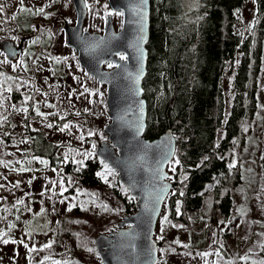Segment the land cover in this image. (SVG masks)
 <instances>
[{
  "label": "rangeland",
  "instance_id": "1",
  "mask_svg": "<svg viewBox=\"0 0 264 264\" xmlns=\"http://www.w3.org/2000/svg\"><path fill=\"white\" fill-rule=\"evenodd\" d=\"M0 1L10 20L25 11L36 17L35 38L25 43L16 62L0 64V231L7 233L5 238L17 241L7 245L0 243V264H55L57 261L60 264H91V261L101 264L95 257L89 237L98 233L95 239L99 234L107 235L116 230L109 232L125 217L120 202L106 197L97 188L73 185V182L63 186L55 171L41 164V158L30 149L31 142L25 128L44 131L50 142L61 146L58 156L83 161L85 151L95 153L102 141H108L103 134L110 123L106 88L84 74L76 54L66 44L62 26H73L76 19L71 0ZM252 3V0L245 2V24L252 22ZM87 4L83 31L102 34L106 17L112 12L107 0H87ZM196 6L195 0H183L187 12ZM40 8H43L42 13L38 11ZM111 16L114 30L120 31L122 16L115 13ZM20 34L12 26L0 42L10 40L17 45L22 38ZM39 37L43 40H37L35 44ZM44 38H51V51L42 48ZM34 53L35 61L31 60ZM259 84L260 112L264 108V55ZM223 90L227 116L231 101L226 80ZM13 94L19 99L15 101ZM32 106L35 117L24 111ZM37 110L44 115H38ZM48 124L52 127L49 128ZM65 125L68 127L64 128ZM5 126L13 129L11 145H5L1 139ZM249 127L252 131L245 135V149L233 150L241 161L242 171L241 184L231 193L233 210L230 220L225 222L219 218L218 229H212V225L204 226L211 220L208 199L192 216L194 229L171 233L167 231V223L163 222L166 213L162 211L154 235L155 242L161 236L168 240L164 251L159 253L161 264H261L264 261V115L260 123L255 120L248 124L244 133L249 132ZM110 181L108 179V185H111ZM63 189L67 190L62 192ZM65 192H68L66 196ZM21 200L23 204H18L17 201ZM70 204L76 206L68 211ZM9 225L15 227L9 228ZM102 227H107L105 233H102ZM62 233L63 237H60ZM20 240L28 248L19 243ZM47 244L51 247H45ZM32 247L37 251H30ZM43 248L47 250L41 253ZM205 252L209 255H202Z\"/></svg>",
  "mask_w": 264,
  "mask_h": 264
},
{
  "label": "trees",
  "instance_id": "2",
  "mask_svg": "<svg viewBox=\"0 0 264 264\" xmlns=\"http://www.w3.org/2000/svg\"><path fill=\"white\" fill-rule=\"evenodd\" d=\"M195 1L197 6L188 12L183 0H151L150 7L147 74L142 85L147 104L145 138L152 141L171 130L176 139V153L167 169L172 190L163 207L168 217L167 231L171 233L194 229L192 216L208 199L211 220L204 226L218 229L219 218L230 220L231 193L241 184L242 171L241 161L233 150L245 149V135L252 129L249 127L248 133L244 130L255 120L260 123L264 115V108L259 112L258 99L264 55V0H252L254 15L248 24L243 19L247 0ZM35 19L28 11L11 20L4 11L0 12V38L14 26L18 34L24 32L20 34L22 38L30 37V42L35 38ZM39 39L36 38L35 44L43 40ZM42 44L43 49L51 51V38H44ZM225 80L231 101L227 116ZM13 99L19 98L13 94ZM27 113L35 117L33 106ZM12 132V128L3 127L1 139L5 145L12 144ZM25 133L34 155L47 161L46 165L55 171L63 186L73 182L97 188L106 197L120 202L123 215L136 211V199H130L129 191L125 194L115 172L108 178L111 185L97 175L105 169L95 154L78 164L73 158L58 156L61 146L50 142L44 131L26 127ZM233 164L235 167H230ZM106 230L107 227H102L101 231ZM97 234L93 233L89 241L99 259L93 245ZM156 243L160 253L168 240L163 238ZM166 253L170 254L167 250ZM161 263L159 258L158 264Z\"/></svg>",
  "mask_w": 264,
  "mask_h": 264
},
{
  "label": "water",
  "instance_id": "3",
  "mask_svg": "<svg viewBox=\"0 0 264 264\" xmlns=\"http://www.w3.org/2000/svg\"><path fill=\"white\" fill-rule=\"evenodd\" d=\"M71 3L76 19L73 26H62L66 44L77 54L78 64L84 72L106 88L110 123L104 128L103 134L108 141L98 145L95 155L113 169L119 183L136 199V211L125 216L116 231L98 235L94 239V246L102 264H158V246L154 235L164 203L172 190L167 168L174 159L177 143L171 130L152 141L145 138L147 104L143 98L142 85L147 74L151 0H146L144 4V40L139 45L140 25L134 11L139 0H107L113 13L121 11L124 15L118 32L114 30L112 16L108 15L102 34L83 31L88 13L84 6L85 0H71ZM29 39L21 38L17 45L4 40L0 42V50L11 46L17 52V56L9 58L14 63ZM138 47L143 50L144 57L143 75L137 84L134 79L140 67ZM118 53L125 54L127 59H118ZM109 63L120 67L104 70V66ZM139 123H143V131L137 134ZM168 153L172 155L165 159ZM161 175L166 178L161 179ZM161 184L168 186V196L159 205L158 211L152 213L146 210L145 204L151 207V199Z\"/></svg>",
  "mask_w": 264,
  "mask_h": 264
},
{
  "label": "snow or ice",
  "instance_id": "4",
  "mask_svg": "<svg viewBox=\"0 0 264 264\" xmlns=\"http://www.w3.org/2000/svg\"><path fill=\"white\" fill-rule=\"evenodd\" d=\"M20 2L23 3V0H20ZM145 3H146V0H139L138 6L134 9V11L136 12V14L138 16V23L140 25V33H141V35H140V37L138 39V45L141 44L143 42V40H144V36H143V32H144V21L146 19V12L144 10V4ZM84 6L85 7H89V5L87 4V0H85V5ZM105 8H107V5H105ZM3 10H4L3 9V6H0V12H3ZM38 11L42 13L43 12V8H40ZM112 14H113L112 12H109L108 13V15H112ZM115 15L123 16L124 13L121 12V11H117V12H115ZM13 39H15V37H13ZM138 51L140 52V60H139L140 67H139V71L136 74L135 79H134V83H137V84H138V82L140 80V77L143 75V57H144L143 50L138 47ZM118 55H119V57H120L121 60H126L127 59V56L125 54H123V53H118ZM15 56H17V52L11 46H8L6 50H0V57H3V59L0 60V64H11V60L9 58L10 57H15ZM65 59H67V58H65ZM21 63H23V62L21 61ZM13 67H15V65H13ZM108 67L109 68H112V67H120V65H114L112 63H109L108 64ZM8 90L10 91L11 89H8ZM86 91H87V89H86ZM140 104H141V116H142L143 115V102L141 101ZM24 111H27V109H24ZM85 111H87V109H85ZM37 112H38V115H41V116L44 115L43 113H39L38 110H37ZM78 114L79 113H77V115ZM47 126L49 128H51L52 127V124H48ZM67 127H68L67 125L64 126V128H67ZM136 131H137V134H139L141 131H143V123H139L138 124ZM245 131H247V129H245ZM89 135H93V133L89 132ZM95 147H96V145L93 144L92 145V148L95 149ZM94 154H95L94 151H85L82 155L84 157H86V158H90ZM171 155H172V153L166 154L165 159H167ZM34 159H38V158H34ZM205 159H207V158L205 157ZM39 162L41 164H47V161L42 160V159L39 160ZM77 163L78 164H82L83 161H78ZM101 163L104 166L105 172L97 173V175L100 176L101 179H103L105 181V183H108V175H114V171L104 161H101ZM175 163L176 164H179V160H176ZM230 167H235V165L234 164L233 165H230ZM25 170L26 169H21V171H25ZM173 171H175L174 168H173ZM160 178L161 179H164L166 177H164L163 175H161ZM185 179H186V177H185ZM31 183H32V181L29 180V184H31ZM52 183L55 184L56 182L53 181ZM61 183H62V181H61ZM0 187H2V185H0ZM66 190L67 189H63L62 192L63 191H66ZM62 192H61V194H62ZM124 192H125V194H127L128 189H124ZM179 194L182 196L184 193L181 191ZM167 196H168V186L166 184H161L160 187L155 191V194L153 195V197L151 199V207L149 208L148 203L145 204L146 210H149L152 213H156L158 211V209H159V205L163 201L166 200ZM130 199H135V198L134 197H130ZM61 202H63V201H61ZM17 203L18 204H23V201L22 200L21 201H17ZM179 204H180V202L177 201V208H176L177 214H179V212H180ZM75 206L76 205H74V204H70L68 206V209L67 210L68 211H71L72 208L75 207ZM105 209L107 210V205H105ZM43 212H44V210L41 209V213H43ZM163 222H165V223L168 222V217L167 216H164L163 217ZM221 223H223V222H221ZM8 227L9 228H13V227H15V225H9ZM173 227H183V225H173ZM161 232H163V228H161ZM27 234L30 235V233H27ZM6 236H7V233L6 232L0 231V242H2L5 245H7L9 243H13V244L17 243V241H15V240H9V239L5 238ZM159 238L162 239L163 237L161 236ZM19 243L24 244V247L25 248H28V245L25 244L23 240H20ZM176 243H179V241H176ZM45 247H51V244H47V245H45ZM29 250L32 251V252L37 251V249L35 247H32ZM88 251H92V250L91 249H88ZM153 251H154V249H153ZM202 255L207 256L209 254L205 252ZM45 259H47V258H45ZM244 259H247V257H244ZM55 264H60V262L57 261V262H55ZM261 264H264V261H262Z\"/></svg>",
  "mask_w": 264,
  "mask_h": 264
},
{
  "label": "flooded vegetation",
  "instance_id": "5",
  "mask_svg": "<svg viewBox=\"0 0 264 264\" xmlns=\"http://www.w3.org/2000/svg\"><path fill=\"white\" fill-rule=\"evenodd\" d=\"M118 59H120V57H118ZM31 60H34V61L36 60L35 57H34V55L31 56ZM120 60H121V59H120ZM122 61H124V60H122ZM113 68H114V67L109 68V67H108V64L104 66V69H105V70H111V69H113Z\"/></svg>",
  "mask_w": 264,
  "mask_h": 264
}]
</instances>
